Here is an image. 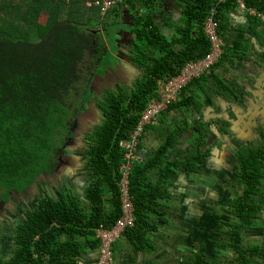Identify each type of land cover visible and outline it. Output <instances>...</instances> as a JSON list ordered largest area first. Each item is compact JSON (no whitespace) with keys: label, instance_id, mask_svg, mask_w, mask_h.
<instances>
[{"label":"trees","instance_id":"16d2710c","mask_svg":"<svg viewBox=\"0 0 264 264\" xmlns=\"http://www.w3.org/2000/svg\"><path fill=\"white\" fill-rule=\"evenodd\" d=\"M165 1L115 0L103 11L95 0H0V201L3 204L32 186L38 187V181L49 171L45 167L49 163L53 171L58 158L49 160L55 149L49 146L47 136L60 125L65 126L75 108L79 110L74 114L85 111L95 96L97 88L93 82L100 79L94 78L97 74L122 65L118 55H124V60L141 72L134 86H119L99 97L98 108L104 120L87 136L84 166L92 181L85 188L83 198L66 188L50 190L51 193L38 198L13 224L5 244L1 243L0 264H81L85 245L98 244L94 237L97 227L110 226L118 219V170L124 155L119 142L130 136L149 101L159 96L161 85L181 75L189 62L203 59L211 49L204 23L216 0H177L183 7L178 20L168 16L170 37L163 34L156 18L159 11L165 10L162 7ZM242 1L256 35L264 37L261 18L264 0ZM238 7L234 0L217 5L221 37L230 28L229 12ZM42 17L49 19L44 23ZM121 35L130 38V48L120 40ZM242 45L236 42L232 49H224L211 72L184 87L177 100L170 103L171 107L184 100L194 82L214 76L223 63H232L244 54ZM89 54L92 69L86 79L82 64ZM78 91H82L80 103L75 100ZM73 121L72 118L66 125L68 131H72ZM199 131L200 149L206 145L208 130L204 125ZM173 140L174 135L169 136L144 168L151 169L150 166L156 167L164 161ZM49 150L52 152L47 153ZM190 154L183 162L184 167L198 161L201 152L197 149ZM181 161L165 159L164 181L176 174ZM238 161L244 190L228 210L233 219L226 222L229 229L223 233L230 237L225 246L232 251L223 262L252 264L247 256L252 247L242 244V231L259 223L256 220L261 215V207L252 204V198L264 186V140L251 149L241 150ZM189 169L197 171L194 167ZM136 172L132 180L135 196L138 195L134 186ZM108 204L115 208L110 214ZM142 239L144 232L134 238ZM7 245L11 250L7 251ZM257 249L260 247L253 245V253ZM195 264L221 263L208 260L201 253L196 255Z\"/></svg>","mask_w":264,"mask_h":264},{"label":"crops","instance_id":"0c3cea01","mask_svg":"<svg viewBox=\"0 0 264 264\" xmlns=\"http://www.w3.org/2000/svg\"><path fill=\"white\" fill-rule=\"evenodd\" d=\"M162 7L165 10L156 14L158 26L165 36L170 37L172 30L166 25L168 16L178 20L183 6L177 0H166ZM229 15L230 28L222 37L223 50L232 49L239 42L243 43L241 49L244 54L237 56L232 63H223L214 71V76L200 83L194 82L183 101H178L173 107L169 104L157 121L145 129L140 143L142 158L132 163L130 172L134 225L128 227L114 243L115 264H195L196 255L201 253L208 260L225 264L223 261L232 251L225 246L230 237L223 231L229 229L226 222L233 219L228 210L244 190L240 183L238 153L264 140V37L258 38L240 7L231 9ZM246 45L247 50L244 49ZM125 67L129 72L128 77L125 76L127 87H132L141 72L130 62H125ZM214 77L225 86L219 85ZM97 82L99 84L100 80ZM97 96L85 108L87 113L92 108L102 112L98 108L101 99ZM93 104L95 107H92ZM204 125L208 137L205 147L199 149V127ZM171 135H174V140L165 159L182 161L176 174L164 181L165 159L156 167L150 166L151 169L144 166L150 164V159L157 155ZM74 143L73 139H68L66 144L77 146ZM75 149L64 151L62 160L67 162L64 166L59 167L60 163H55L53 171L47 167V192L56 189L57 181L61 180L59 190L73 189L83 198L84 194L80 196L78 191H85L92 176L84 166L85 154L78 155ZM197 149L201 152L198 161L187 164L189 168H197L193 172L184 167L183 162L191 156L190 152ZM126 162L123 155L118 170V219L122 216L121 167ZM141 169L145 172L139 171ZM134 170L137 171L134 177V186L138 188L136 196L132 181ZM228 195L235 196L228 199ZM252 204L261 207V215L256 220L259 223L243 229L242 244L245 247H260L256 253L251 248L247 256H250L252 264H264V186L252 198ZM107 207V213H112L114 206L108 204ZM118 219L110 226L101 225L111 228ZM143 232L144 239L134 240L137 234ZM94 237L98 239L96 234ZM98 246L99 239L98 244L85 245L81 264H95Z\"/></svg>","mask_w":264,"mask_h":264},{"label":"built area","instance_id":"2783aa9c","mask_svg":"<svg viewBox=\"0 0 264 264\" xmlns=\"http://www.w3.org/2000/svg\"><path fill=\"white\" fill-rule=\"evenodd\" d=\"M227 0H216V5L211 9L204 23V30L211 42L210 52L199 61L189 62L183 69L181 75L170 79L163 83L158 91L159 96L150 100L146 109L141 114L139 121L127 139L119 142V148L123 151L126 164L122 169L123 178L120 182V195L122 199V216L115 225L107 228L101 225L96 230L99 239L98 257L95 264H115L114 243L120 235L128 228L134 225V208L133 196L130 194V172L132 171V163L142 158L140 154V143L145 133V129L157 121L159 115L168 109V105L177 100L181 90L186 87L194 79L203 74L211 72L212 68L218 64L223 50V40L219 35V20L217 18L220 2ZM238 2L239 7L243 10L242 0H234ZM115 0H95V3L101 6L103 11ZM250 12L255 13L253 10ZM264 21V15H261Z\"/></svg>","mask_w":264,"mask_h":264},{"label":"rangeland","instance_id":"374dc122","mask_svg":"<svg viewBox=\"0 0 264 264\" xmlns=\"http://www.w3.org/2000/svg\"><path fill=\"white\" fill-rule=\"evenodd\" d=\"M48 19H49V17H42V22L45 23ZM105 32L109 33L110 31L109 32L105 31ZM105 37H106V35H105ZM105 40H107V39H105ZM120 40L123 41L125 46L129 45L130 38L128 39L127 37L121 35ZM107 45H108V43L106 44V46ZM108 47H109V45H108ZM112 49L115 50V47H113ZM113 53H114V51H113ZM110 58L117 62L116 58L114 59V58H112V56H110ZM124 62H127V61L124 60ZM91 63H92V58H91V55L89 54V55L86 56L85 61L82 64V66L84 68L86 79H88L90 77V75L88 74V71H89V69H92L91 68V65H92ZM110 63H112V60H111ZM98 76L99 77H103V73L97 74L95 76V79H97ZM97 81H98V79H97ZM97 81L93 84V87H96ZM81 94H82V91H78L75 94V96H76L75 100H77V102H79V103L82 100L81 99V97H82ZM98 96L100 97L99 94H98ZM103 104H105V103H103ZM92 107H95V104H93ZM77 110H79V108H75V110L73 112L69 113V116H68L67 121H66V125H68L70 123L72 118L74 119V123H75V121H76L78 116H87L90 113V112L87 113V110L86 111L82 110L80 113L74 114V113L78 112ZM72 114H74V115L72 116ZM103 120H104V118L102 116L99 119V121H97V124H99ZM97 124H95V125H97ZM65 126H61L60 125L55 131L52 132V134L50 136H47V139L49 140V146H53V148L55 149V151L51 154L52 155L50 157L51 159H49V160L55 161V159H56L55 157L61 156L60 158H58L55 161V163H58V164L60 163L59 167H62V166H64L65 163H67L65 160H62V156H64V151L67 150L66 148H70V149L73 148L71 145L66 144L68 139H73V140L75 139V137L71 134L72 131L71 130L70 131L67 130L69 127H67V126L65 127ZM64 148H65V150H64ZM69 151L70 150H68V152ZM50 152H52V151H50V150L47 151V153H50ZM60 160H61V162H60ZM55 163H54V165H55ZM50 165H51V163L48 164V167ZM45 167L47 168V165ZM48 169L49 168H47V170ZM44 176H46V177L43 178ZM43 177L40 179L39 186L36 187V188H32L31 190H28L27 193L25 194V196H22V194L21 195L20 194L16 195L12 199L13 201H11V203L1 204L0 205V247L2 245L1 243H4V241L7 239L6 235L14 228L13 224L18 219H21L23 211L26 210V209L32 208L34 206L36 200L38 198H40L42 195H47V175H43ZM60 181L61 180L57 181V183H56L57 184V186H56L57 188H61L60 184H59ZM51 192L52 191L49 190V193H51ZM78 193L81 196L83 194V191L80 190V191H78ZM234 196L233 195H231V196L228 195L227 198L228 199H232ZM6 249H7V251L11 250V246L7 245Z\"/></svg>","mask_w":264,"mask_h":264},{"label":"flooded vegetation","instance_id":"af4514ba","mask_svg":"<svg viewBox=\"0 0 264 264\" xmlns=\"http://www.w3.org/2000/svg\"><path fill=\"white\" fill-rule=\"evenodd\" d=\"M125 58L124 55H118V61L122 64L118 67L110 68L109 70H106L105 73H103L104 80H100L99 84H96L97 88L95 91V95L99 94L100 97L105 96V93L108 91H114L116 90L119 86H127L128 81L125 80V76L128 77V70H126V67L124 66L125 62L123 61ZM95 78V77H94ZM95 83V80L94 82ZM88 108V107H87ZM90 112V113H89ZM87 116H79L77 120L74 123V127L72 128V133L73 136L75 137L74 142L75 145L77 146H72L73 148H66L67 150H74V152L78 153V155H83L85 152V147H86V141H87V136L88 134L93 130V128L96 126L94 124H97V121L103 116L100 114L97 110L93 111L92 109H89ZM74 122V121H73ZM87 129H90V131L86 132ZM85 132V133H84ZM82 137H83V142H82ZM66 150V151H67ZM42 177V176H41ZM33 188L30 187L29 190ZM3 202V201H2ZM0 201V205L3 204ZM10 202V201H8Z\"/></svg>","mask_w":264,"mask_h":264},{"label":"water","instance_id":"95a60500","mask_svg":"<svg viewBox=\"0 0 264 264\" xmlns=\"http://www.w3.org/2000/svg\"><path fill=\"white\" fill-rule=\"evenodd\" d=\"M125 64V63H124ZM100 79L99 80H104V77L103 78H101V77H99ZM201 136V134H199V137Z\"/></svg>","mask_w":264,"mask_h":264}]
</instances>
